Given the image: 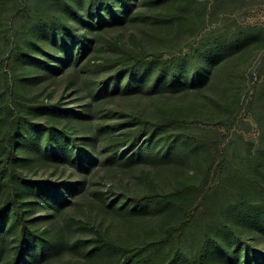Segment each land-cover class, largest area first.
<instances>
[{"label": "trees", "instance_id": "1", "mask_svg": "<svg viewBox=\"0 0 264 264\" xmlns=\"http://www.w3.org/2000/svg\"><path fill=\"white\" fill-rule=\"evenodd\" d=\"M136 1L0 0L12 17L0 55V264H49L76 250L80 238L67 239L71 224L58 221L94 166L121 170L158 158L181 167L180 155L194 168L170 190L147 180L145 190L123 199L97 195L103 212L124 210L126 220L152 209L163 214L159 236L125 245L98 224L88 253L111 252L114 264H264V53L243 94L237 88L227 102L224 86L212 98V118L189 119L175 107L128 112L119 100L143 85L174 90L205 82L223 55L263 48L264 23L239 20L241 0H142L157 4L154 29L177 50L164 55L110 36L103 41L118 56H88L101 32L123 26ZM83 58L85 69L112 72L81 80ZM51 80L61 84L56 99L26 90ZM248 118L257 141L236 131L239 124L251 129Z\"/></svg>", "mask_w": 264, "mask_h": 264}, {"label": "rangeland", "instance_id": "2", "mask_svg": "<svg viewBox=\"0 0 264 264\" xmlns=\"http://www.w3.org/2000/svg\"><path fill=\"white\" fill-rule=\"evenodd\" d=\"M241 8L234 10V15H238L239 20L250 23H264V0H241ZM11 6L0 5V55L5 52L4 31L11 25ZM158 9L156 3L142 0H137L132 11L128 14V19L123 26L115 29H106L101 32L99 43L89 55H97V59H108L118 56L119 49L114 46L106 45L105 40L110 36L118 38L122 43L133 48H146L149 50H161L164 55L173 53L177 48L171 46V42L160 39L164 35L159 33L154 26L159 25L157 20L152 17V14ZM25 37H23L24 39ZM105 42V44H104ZM186 41L180 42L184 47ZM264 53V47L253 49L240 57L223 55V60L217 62L216 66L207 71V79L201 83H185L174 90L158 87L151 89L147 85H143L140 94H130L119 98L122 106L126 111H141L150 115H154L160 108L175 109L187 118L207 117L212 118L216 115L212 98L218 96L220 90L224 89L221 95L227 102H231L237 88L239 91L245 92L249 87L251 79L250 74L256 75V68L260 55ZM83 60L78 65L79 77L81 80L90 78L100 79L101 77L112 72V68L100 67L96 69H85L82 67ZM66 77V73L58 78ZM78 77V78H79ZM149 80V79H148ZM59 80L46 81L43 84L39 83L26 87L27 92H40L41 96L51 94L52 99L58 98L61 92V84ZM148 84V81H147ZM69 99V96L64 98V102ZM251 121V119L248 118ZM252 127L246 130L243 125L236 127L237 132H242L243 136L248 140L257 141V129L253 121ZM193 131H198V128L193 126ZM169 131H179L172 129ZM120 129L115 133L118 134ZM181 163V167L174 161L169 164L164 163L158 158H150L144 162L133 165L132 167H121L122 169H113L108 166L96 165L86 175V184L82 192L74 195L70 203H67L59 217L58 226L64 228L69 223V229L66 228L65 233H68L67 239L75 240L80 238L81 244L77 246L75 251L67 250L55 258L49 264H114L115 254L107 251L90 252L89 238L91 237V229L94 225L108 226L110 233L125 245H142L145 242L155 239L159 236L162 221L165 218L163 214H158L154 209L145 212L143 215H132L126 220L125 211L121 214H114L113 211L103 212L98 207V194L104 195L107 201L114 197L123 199L126 197L128 190L143 191L147 188V180L152 181L157 188L170 190L183 176L191 173L194 168L192 160L180 155L177 157ZM180 169H179V168ZM40 174L41 169L37 171ZM147 178V179H146ZM96 192V193H95ZM75 221H70V219ZM80 223H78V221ZM84 224L81 225V222ZM75 222V223H74ZM170 245H167V248ZM221 260V259H220ZM222 261V262H221ZM221 264L225 263L222 258Z\"/></svg>", "mask_w": 264, "mask_h": 264}]
</instances>
